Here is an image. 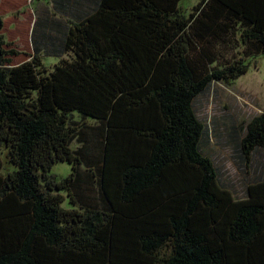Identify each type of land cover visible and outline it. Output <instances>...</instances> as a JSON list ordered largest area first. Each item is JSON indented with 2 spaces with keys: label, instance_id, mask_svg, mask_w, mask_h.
<instances>
[{
  "label": "trees",
  "instance_id": "trees-1",
  "mask_svg": "<svg viewBox=\"0 0 264 264\" xmlns=\"http://www.w3.org/2000/svg\"><path fill=\"white\" fill-rule=\"evenodd\" d=\"M180 1L55 0L71 19L43 9L39 26L73 57L52 70L36 21L33 54L10 64L0 15V264H264V179L244 199L222 187L192 108L264 55V0H198L188 15ZM231 30L241 56L212 67L207 44ZM240 146L264 147V109ZM57 162L71 165L63 179ZM86 185L92 203L75 192Z\"/></svg>",
  "mask_w": 264,
  "mask_h": 264
},
{
  "label": "rangeland",
  "instance_id": "rangeland-1",
  "mask_svg": "<svg viewBox=\"0 0 264 264\" xmlns=\"http://www.w3.org/2000/svg\"><path fill=\"white\" fill-rule=\"evenodd\" d=\"M2 1L0 15L5 21V39H19L20 34L22 39V43L11 42L6 47L18 52V54L9 55L11 65H17L28 60L33 54L34 48L32 49L29 45L28 30L33 26L34 21L37 22L35 26H39L38 17L43 11L48 9L47 17L49 18L61 19L60 22L64 28L67 25V19L70 18L69 14L66 12L62 14L61 10L59 12V9L54 7L55 0H48L47 3L46 0H26V4L24 3L25 0ZM197 2L198 0H181L179 6L188 15ZM52 6L58 15L50 14L55 11ZM42 28V25L37 29L35 27V32L37 30L39 33L35 35L40 39V35H45L48 32L44 39L47 42L48 53L41 52V57L44 67L52 70L58 59L70 60L73 53L64 51L57 57L56 54L63 49L61 46L62 35L55 31H48L49 29H46L44 33ZM21 29L23 32L24 29L26 30L25 35L20 33ZM17 30L20 32L18 33ZM229 33L220 38L211 39L212 42L207 44L208 50L215 57V63L212 67L223 66L241 56L240 51L243 47L239 45V40L237 41L238 36L235 31L231 30ZM24 36H26V43L23 41ZM244 62L248 65L245 73L229 83L212 81L192 101L194 114L204 128L200 141V151L211 159L216 168L218 182L230 191L235 199L246 198L248 186L264 179V147L257 148L249 156H246L240 146L247 123L264 109V55L259 53L249 56ZM73 117L80 121L79 126H83L86 132L88 128L90 129L89 132L96 133L97 123L94 120L79 118L78 115H73ZM80 146L79 141L72 143L74 149ZM86 151L88 152L87 158L93 159L96 150L86 148ZM4 166L5 172L14 169L12 165L4 164ZM89 168V165L85 166V172L88 175L92 173ZM70 172L71 165L67 162H57L50 169V174L56 176L57 179L65 178ZM75 192L82 193L83 199L86 197L90 203L94 201L98 193L97 186L94 185H86L84 188L81 187V190L75 189ZM62 206L69 208L68 200H65Z\"/></svg>",
  "mask_w": 264,
  "mask_h": 264
},
{
  "label": "crops",
  "instance_id": "crops-1",
  "mask_svg": "<svg viewBox=\"0 0 264 264\" xmlns=\"http://www.w3.org/2000/svg\"><path fill=\"white\" fill-rule=\"evenodd\" d=\"M3 1L1 0L0 1V12H1V8H2V3ZM25 4L27 3V1L25 0V2H24ZM16 5V4H15ZM17 6V5H16ZM20 6H22V5H20ZM3 21H4V19H3ZM32 28H33V26L30 28V30H28V35H29V45H30V47H32V49H33V42H32V36H31V34H32ZM21 31V32H20ZM17 30V32L19 33H24V35H25V29H24V32L22 31V29L21 30ZM2 32H3V34L5 33V21H4V25H3V29H2ZM21 35V34H20ZM20 35H19V39H12V40H7V39H5L6 41H8V42H12V43H18V42H20V43H22V39L20 38ZM18 37V36H17ZM16 38V37H15ZM23 41H24V43H26V36H24V39H23Z\"/></svg>",
  "mask_w": 264,
  "mask_h": 264
}]
</instances>
